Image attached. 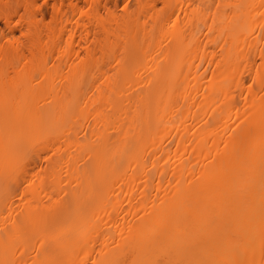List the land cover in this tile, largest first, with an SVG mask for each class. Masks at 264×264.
I'll return each mask as SVG.
<instances>
[{
    "label": "bare ground",
    "instance_id": "bare-ground-1",
    "mask_svg": "<svg viewBox=\"0 0 264 264\" xmlns=\"http://www.w3.org/2000/svg\"><path fill=\"white\" fill-rule=\"evenodd\" d=\"M13 4L0 264H264V0Z\"/></svg>",
    "mask_w": 264,
    "mask_h": 264
},
{
    "label": "rangeland",
    "instance_id": "rangeland-1",
    "mask_svg": "<svg viewBox=\"0 0 264 264\" xmlns=\"http://www.w3.org/2000/svg\"><path fill=\"white\" fill-rule=\"evenodd\" d=\"M7 1L11 2L12 4L8 7L3 8L2 10L4 12L8 11L9 13H11L13 15V19H12V22L10 24V27H8L6 21H4L3 18L0 19V27L4 30H7L8 28L16 29L15 39L22 43L26 40L25 37L23 36L21 30H20L22 28V24L24 21L23 16L25 15V10L23 8H21V10L18 13H16V11H15L16 8H15V5L13 4L16 0H7ZM44 1L45 0H35V3L37 5L36 8L37 9L42 8ZM6 8H8V9H6ZM51 20H52L51 17H47L46 22H50ZM167 261H168L167 257L160 258L159 264H170Z\"/></svg>",
    "mask_w": 264,
    "mask_h": 264
}]
</instances>
